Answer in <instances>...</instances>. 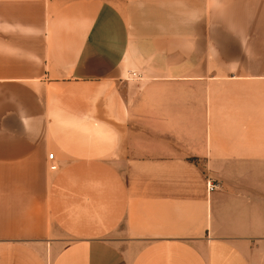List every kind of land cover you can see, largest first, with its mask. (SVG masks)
Masks as SVG:
<instances>
[{"label": "crops", "instance_id": "obj_1", "mask_svg": "<svg viewBox=\"0 0 264 264\" xmlns=\"http://www.w3.org/2000/svg\"><path fill=\"white\" fill-rule=\"evenodd\" d=\"M0 264H264V0H0Z\"/></svg>", "mask_w": 264, "mask_h": 264}, {"label": "built area", "instance_id": "obj_2", "mask_svg": "<svg viewBox=\"0 0 264 264\" xmlns=\"http://www.w3.org/2000/svg\"><path fill=\"white\" fill-rule=\"evenodd\" d=\"M52 158H53V155L50 154V155L48 156V159L52 160ZM56 169H57L56 164L52 163V164L49 165V170H51V171H55ZM212 187H213V185H211L210 183H208V188H209V190H210Z\"/></svg>", "mask_w": 264, "mask_h": 264}]
</instances>
